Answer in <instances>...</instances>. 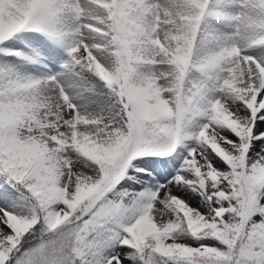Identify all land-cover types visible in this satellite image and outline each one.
<instances>
[{"label":"snow or ice","instance_id":"snow-or-ice-1","mask_svg":"<svg viewBox=\"0 0 264 264\" xmlns=\"http://www.w3.org/2000/svg\"><path fill=\"white\" fill-rule=\"evenodd\" d=\"M216 2L0 0V45L40 33L74 78L70 98L56 76L0 68V180L24 201L0 208V264H264V144L249 155L264 56L245 54L264 47V0ZM206 16L233 30L198 41ZM184 140L167 184L127 183Z\"/></svg>","mask_w":264,"mask_h":264},{"label":"rangeland","instance_id":"rangeland-1","mask_svg":"<svg viewBox=\"0 0 264 264\" xmlns=\"http://www.w3.org/2000/svg\"><path fill=\"white\" fill-rule=\"evenodd\" d=\"M210 5L220 7V5L217 4L216 0H210L209 6ZM233 10H235V5H233ZM216 23L218 22L213 17L211 18L206 16L204 22L201 25L202 32L198 35V41L201 38L216 35ZM231 31L232 28L230 26L227 27V33H230ZM14 51H20L29 56L31 58V62H27L19 57L7 54ZM245 54L252 55L255 58H259L260 55L264 56V47L249 49ZM66 59L67 55L64 48L59 47L53 41L47 39L40 33L22 32L20 34H17L16 37L7 41L6 44L0 45V68H13L18 70L22 75H32L35 77L56 76L57 81L59 83H62L61 85L65 88L66 95H69L71 98L74 92V89L72 87L74 78L71 77L70 74L64 72V70L61 68V64ZM68 86H70L71 88H69ZM97 89L100 92H107V89L100 87L99 83L97 84ZM83 95L85 97H88L90 94L84 93ZM76 99H71L70 102L73 104H80L84 102L81 98ZM227 103L230 110H234L235 106H233L230 101ZM207 122L208 121L205 117H195L188 125L187 130L196 131L200 125ZM258 129L264 130V121H257V127L256 129H254V133L258 134ZM216 131L220 135H225L230 139H234V137H232V134L229 133L226 129L216 127ZM262 144H264V141L253 140L249 148V155L251 156L254 152H258ZM194 146H196L195 140H184L177 145L176 149L169 156H146L140 158L145 160L163 159L167 162L166 166H158L156 167L155 171H153L151 168H144L136 161H133L135 169L141 170L136 171L135 169L130 168L129 175L132 177V179H129L127 183L129 185H135L136 192L141 191V189H143L144 191H148L155 188L156 186L167 184L168 181L177 174V171L180 169L184 158L188 155L189 150ZM144 171L148 173H144ZM183 192L184 195L189 198L190 203H192L193 205H195L200 199V197L196 193L190 192L187 189H184ZM20 198L21 193L15 191L10 186L3 184V181L0 180V208L13 210L14 205H16L18 202L24 203V201H22ZM180 240L183 242L192 243L194 245L199 243H214L211 241H193L190 236L186 235H182L180 237Z\"/></svg>","mask_w":264,"mask_h":264},{"label":"bare ground","instance_id":"bare-ground-1","mask_svg":"<svg viewBox=\"0 0 264 264\" xmlns=\"http://www.w3.org/2000/svg\"><path fill=\"white\" fill-rule=\"evenodd\" d=\"M218 7L213 6L210 10H216ZM233 30V29H232ZM215 33H227V27H225L224 25L220 24V23H216V27H215ZM32 38V37H31ZM35 38V37H34ZM256 50H260V49H256ZM255 51V49H254ZM250 52V51H249ZM261 53V52H260ZM259 53V54H260ZM256 56V55H255ZM261 56V55H260ZM259 56V57H260ZM41 66V65H40ZM33 68V67H32ZM46 70V69H45ZM35 71V70H34ZM44 73V72H43ZM35 75V74H34ZM40 75V74H39ZM46 75V74H45ZM44 77V76H43ZM62 84V83H61ZM67 84V83H66ZM69 88H71L70 86H68ZM67 87V88H68ZM76 99V98H75ZM77 100V99H76ZM145 160V159H144ZM144 173H148L146 171H144ZM152 183V182H151ZM187 192V191H186Z\"/></svg>","mask_w":264,"mask_h":264}]
</instances>
